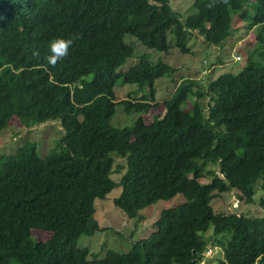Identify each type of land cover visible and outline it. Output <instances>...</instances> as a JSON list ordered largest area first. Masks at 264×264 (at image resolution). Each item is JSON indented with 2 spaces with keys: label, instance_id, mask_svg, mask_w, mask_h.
<instances>
[{
  "label": "trees",
  "instance_id": "1",
  "mask_svg": "<svg viewBox=\"0 0 264 264\" xmlns=\"http://www.w3.org/2000/svg\"><path fill=\"white\" fill-rule=\"evenodd\" d=\"M192 8L182 19L170 0H0V131L13 118L27 129L57 121L64 131L44 157L28 143L0 156V264H209V247L220 249L216 264H264V215L211 206L235 191L264 211V66L250 62L206 84L182 80L149 123L144 115L159 107L154 82L175 68L141 55L119 71L134 53L125 35L153 51L188 54L193 32L221 46L250 8L252 55L264 49V0H194ZM55 38L73 43L52 67ZM120 82L137 89L118 101ZM118 105L141 115L114 127ZM117 188L113 204L129 219L178 194L185 202L162 210L129 251L89 260L77 239L100 230L95 200ZM32 230L51 236L41 242Z\"/></svg>",
  "mask_w": 264,
  "mask_h": 264
},
{
  "label": "rangeland",
  "instance_id": "2",
  "mask_svg": "<svg viewBox=\"0 0 264 264\" xmlns=\"http://www.w3.org/2000/svg\"><path fill=\"white\" fill-rule=\"evenodd\" d=\"M193 1L170 0V6L182 19H185L195 12L192 8ZM253 13L254 11L250 8L248 10L249 17L238 23L229 37L218 47L209 46L202 37L193 32L188 42L190 48L188 54H183L175 48L170 49L167 53L153 51L143 47L133 36H124V42L133 45L134 53L119 68V71L129 69L138 61L141 55H146L153 63L162 61L175 68V73L172 76L154 82L155 101L159 103V107L144 115L145 122L149 123L154 119V116L159 115L161 117L164 114L163 101L171 97L182 80L194 78L197 81H204V84H206L207 78L215 79L225 73L237 74L250 62L264 66V56H262L264 49H260L252 55V52L257 48L255 45L257 27H249ZM258 27L261 28V26ZM168 41L173 43V38L170 35H168ZM136 89V85H121L120 82L115 88V96L120 101L125 99L129 92H134ZM140 95L137 94L135 97ZM207 101L206 99L205 104H207ZM140 115L134 111L127 114L124 107L118 105L110 123L114 127L123 128L130 126ZM63 136L64 131L57 121L46 122L27 129L13 118L8 127L0 131V156L13 155L19 148L28 143L35 146L40 157H44L55 149L56 144ZM120 175L121 173L114 174L112 178L117 181ZM201 182L207 183L206 180ZM119 194L120 188H117L112 190L105 200H95L96 212L94 217L100 230L91 236L81 235L77 239V247L87 249V259L89 260L101 259L108 250L119 253L129 251L134 242L145 239L154 231V223L162 210L173 208L185 202L183 196L178 194L171 199L158 201L141 209L139 219H129L113 204V200ZM235 194L237 193L234 191L218 194L211 202L214 212L236 213L249 217H262L264 215L263 209L256 202H235ZM259 196L260 194L257 191L253 199L255 200ZM210 235L211 231L206 233L205 236ZM31 236L43 242L50 238L51 233L32 230ZM217 248L205 253V258L209 261V264L217 263L216 260L220 254V249ZM201 264H204V261Z\"/></svg>",
  "mask_w": 264,
  "mask_h": 264
},
{
  "label": "clouds",
  "instance_id": "3",
  "mask_svg": "<svg viewBox=\"0 0 264 264\" xmlns=\"http://www.w3.org/2000/svg\"><path fill=\"white\" fill-rule=\"evenodd\" d=\"M225 2H227V0H225ZM72 43H73V39H65V38L53 39L49 44V54L46 57L48 65L55 67L59 61L66 58L69 54V48L72 46ZM234 197H235L236 202H238L236 198V194ZM213 248H217V247H209L205 253H207L209 250ZM217 249L219 250V248ZM205 253H204V256H205Z\"/></svg>",
  "mask_w": 264,
  "mask_h": 264
},
{
  "label": "built area",
  "instance_id": "4",
  "mask_svg": "<svg viewBox=\"0 0 264 264\" xmlns=\"http://www.w3.org/2000/svg\"><path fill=\"white\" fill-rule=\"evenodd\" d=\"M235 202H236V200H235ZM236 204V203H235ZM232 210H234V209H232Z\"/></svg>",
  "mask_w": 264,
  "mask_h": 264
}]
</instances>
